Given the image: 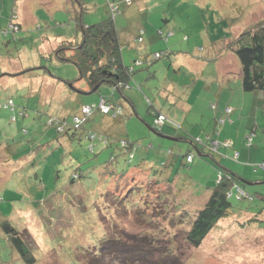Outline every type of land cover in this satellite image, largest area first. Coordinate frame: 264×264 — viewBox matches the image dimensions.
<instances>
[{
	"label": "rangeland",
	"instance_id": "1",
	"mask_svg": "<svg viewBox=\"0 0 264 264\" xmlns=\"http://www.w3.org/2000/svg\"><path fill=\"white\" fill-rule=\"evenodd\" d=\"M122 1L112 0L110 5L107 0H0V193L4 190H12L11 184L15 181V178L11 177L14 176L12 171L15 170L24 176L19 182L24 194L19 198L20 202L15 203L13 208L4 204L0 205V208L5 214L16 207L8 220L12 221V225L26 243L35 260L33 264H84L87 255L99 252V245L103 240V228L99 225L98 219L92 215V205L90 208L88 206L87 212L85 209L87 204L82 200L78 201L70 193H76L75 195L81 199L82 194L77 192L82 190L85 192L86 189L92 188L93 191L88 190L92 197L93 192L101 185V181L92 173L84 187L77 182L72 189L65 177L71 172L69 158L73 149L65 144L61 147L57 142L52 141L54 137L51 135L45 136L47 116L62 117L65 115L61 116L55 112L70 113L75 110L76 106L67 100L68 96L73 94L70 84L75 89L85 86L84 80H78L76 66L66 61L71 53L70 50L62 51L65 58L60 59L54 52L60 42L74 44L80 42L81 31L76 27L75 21V16L80 13L79 5L82 8V21L86 25L114 17V23L123 37L129 38L139 30L156 36L155 41L150 43L146 35H143L142 46L145 45L146 56L168 49V56L160 60L152 61L149 56L148 61L132 76L130 86L123 89L124 97L133 106L131 108L128 102L125 103L126 110L132 114L126 119L125 131L131 141H139L134 163L138 159L142 161L145 157L155 163H161L168 155V151L172 150V156L175 157L174 166L167 164L162 169L173 167V177L178 174L180 182L178 188L186 189L185 193L194 192L193 198H195L187 201V204L184 202L185 195H180L178 199L175 197L177 200L175 202L177 205L184 202L196 207H200L202 199L200 193L207 187L206 183L212 180L213 166L209 162L205 163L206 161L196 154L190 166L183 165L184 154L189 149V145L185 141L166 140L149 130V127H154L155 121L147 112L149 104L151 103L156 111L166 117L167 122L161 127L163 132L161 128L158 130L161 133L169 137L175 134L174 130L179 129V134L182 136L185 134V138L187 135H198L199 127L195 126V123L199 122L202 116L200 112L203 110L197 108L188 111L186 105L187 100L191 105L199 101L200 94L204 92H200L204 87L202 80L195 78L197 72L202 71L204 79L215 78L217 65L209 60L210 57L211 59L221 57L219 65L228 62L235 70L232 69L225 78L231 88H234L238 78L237 68L240 65L232 52L226 49V53L223 52L224 42L226 39L237 37L254 23L264 19V0H132L130 6H126ZM112 5L118 7L119 13L115 16L111 12ZM10 26H19L20 29L11 30ZM159 33L161 36L158 35ZM158 41L165 48H160L161 45L156 44ZM135 44L136 46L132 47L135 48L134 52L128 46L124 47L125 59L134 61L133 53L137 56L135 60L140 58L138 54V51H141L140 45ZM221 69L228 70L223 67ZM29 70V73L22 74ZM197 81H199L198 85H196ZM213 82L211 92L212 89L216 90L217 81L214 79ZM218 88L219 83L217 92ZM100 96L110 101L120 99L123 103L124 100L118 92L112 96L111 88L103 85L96 94L79 96V103L80 105L98 103ZM9 100L12 103L4 107ZM45 100H47L46 104ZM256 101L258 100L255 99L252 110H255ZM258 109L261 111L264 108L259 106ZM246 114L247 118H243V121L252 122L254 112L249 111ZM237 115L239 116V112ZM258 117L261 122L258 126L262 127L264 121L259 112ZM170 127L174 129L167 130ZM190 132L192 133L189 134ZM248 133L249 130L245 135ZM88 146L87 142L86 149ZM93 146L95 152H101L96 157L98 163H103L109 158L110 152L99 150L101 146L99 143L95 142ZM225 152L226 149L219 150L221 155L229 156L230 153L226 152L225 155ZM25 153L32 155L30 161L36 157L35 174L37 180H44L45 192L59 189L61 194H69L67 197L73 204L64 203L65 206H61L55 200L48 198L42 200V202L46 201L44 203L38 202L37 196L44 195L42 187L37 183L36 186L33 185L34 175L25 171V163L20 160L14 167L5 162L7 154L16 157ZM89 155L92 161L94 158L88 152ZM223 163L228 166V161ZM58 170L62 171L59 179H55ZM261 172L258 171L255 175ZM214 180L215 177L212 183ZM29 187H32L31 192ZM245 188L249 194L254 195L253 202L246 200L238 202L231 197L229 200L233 211H245L249 208L257 212L261 211L264 208V203L261 201V197L264 198V184ZM52 204L61 207L53 208ZM26 205H29L28 208L20 211ZM29 207L33 209L37 220L31 215ZM236 213L237 219H242L244 213ZM17 214L24 218L25 222ZM41 216L44 219H40ZM251 222L259 223L255 220L248 223ZM133 225L136 226V223ZM259 225L263 228L264 222ZM32 228L35 229L39 240L31 235ZM130 228L131 232L144 230L142 227L130 226ZM262 228L255 230L249 228L252 231L241 230L234 221L224 222L223 227L220 223L217 230H214L215 232L211 233L199 248L194 249L181 241L185 251L184 264H264V229ZM253 232L254 234L251 235L250 233ZM0 264H26L9 245L1 230Z\"/></svg>",
	"mask_w": 264,
	"mask_h": 264
},
{
	"label": "trees",
	"instance_id": "2",
	"mask_svg": "<svg viewBox=\"0 0 264 264\" xmlns=\"http://www.w3.org/2000/svg\"><path fill=\"white\" fill-rule=\"evenodd\" d=\"M107 2L110 3L112 0H107ZM122 3L127 6L130 5L125 3V0ZM114 7H116L115 11L111 9L113 16L119 13L117 5ZM80 9L82 13V8ZM81 13V17L76 19V26L81 31L80 42L76 44L63 42L59 44L54 52L60 59L61 57L65 58L62 51L70 50L71 53L66 61L76 66L78 80H84L89 91L98 85V88L91 92V95L98 93L103 85H107L111 88L112 96L115 92H118L124 99L122 103L120 99L110 101L100 96L98 103L78 105L70 113H56L65 116H47L45 136L51 135L54 137L52 141L57 142L61 147L65 144V146L73 149L70 150L71 152L69 151L71 172L65 177L68 179L70 187L73 189L77 182H80L81 187H84L85 182L90 179L92 173L101 181V185L93 192L92 197L89 192L93 191L92 188H88L89 191L86 189L85 192L84 190L77 192L82 194L81 199L75 195L76 193L70 192L78 201L82 200L87 204L85 207L87 212L89 211L88 206L90 208L92 205V215L98 219L99 225L103 228V240L99 245V252L87 255L84 264H184L186 260L184 258L185 251L181 243H186L194 249L199 248L205 239L214 232L220 221H234L241 230L261 229L259 223L264 222V206L259 212L250 210V208L245 211H233V206L229 200L231 197H234L238 202L245 200L253 202L254 195L249 194L245 188L248 183H252L251 181L240 176L236 177L220 167L218 161L219 157L223 155L219 153V150L232 148V144L228 143V139L219 142L209 135H205L204 138L187 135V138H185V134L184 136L179 134V129H176L177 132L174 130L175 134L168 137L165 133L158 131L167 122L166 117L156 111L149 102L147 112L155 120L154 127H149V130L155 134L157 133L161 138H171L174 140L170 141L174 142L185 141L189 145V149L184 154L185 163L183 165L190 166L196 154L197 157L204 159L205 163L209 162L213 166L212 176L215 177V180L212 183V177V180L206 183L205 190L200 193L202 197L200 207L187 205V201L195 199L193 198L194 192L187 191L185 193L186 189L178 188L180 182L178 174L173 177L174 168L162 169L167 164L174 166L175 157L172 156V150L168 151V155L164 160L165 163H163L164 161L155 163L151 159H147L148 157H145L146 159L144 158L142 161L138 159L134 163L135 152L139 146L137 142L139 141H131L125 131L126 119L132 114L126 110L125 103L129 101L124 97L122 91L130 86L133 74L148 61L149 56L152 61L160 60L168 56V49L156 51L149 56L134 60L129 66H125L121 58L124 43L120 40V32L114 23V17L103 19L92 25H86L82 21ZM16 28L19 29L20 27L16 26ZM133 34L137 44L143 42L142 37L145 35L143 30ZM151 36L156 38V36ZM226 40L225 49L232 52L240 64L242 91L247 93L264 92V19L257 21L237 37ZM60 49L62 50L60 51ZM29 72L30 70L22 74ZM63 82L66 84L65 81ZM9 103H12V101L9 100L4 104V107H8ZM101 103L109 107L108 112L104 113L98 107ZM85 107L91 109L86 112ZM151 109H153L152 112H150ZM217 109L216 105H210L211 115ZM232 111L230 107L223 109V116L215 117L216 126L219 127L225 122H231ZM69 118L71 119L69 120ZM159 118H161V121H159ZM173 129L169 128L171 131ZM161 130L163 132L162 128ZM254 130V128L249 129L248 135H244V146H252L253 137L255 136ZM50 132L53 133L50 134ZM216 132L217 130L214 133L218 136L220 131ZM87 142L89 146L86 149ZM95 142L101 145L99 150L103 149V151L110 152L109 158L103 163H98V158H96L101 152H95L93 146ZM88 152L94 158H92V161L91 156H88ZM235 153L233 152L229 156L232 162H237L238 158L235 157L238 153ZM204 155H209L212 161L206 160L207 158ZM31 157L32 155H28V153L16 157L13 154H7L5 162L12 164L14 167H16V163L19 164L20 160L25 163V171L34 175V180H36L35 182L32 179L33 185L36 186L37 183L38 186L42 187L44 195L42 197L37 196L39 198L38 202L48 198L55 200L61 206H65L64 203L73 204L72 200L67 197L69 194H61L59 189L49 193L45 192L46 187L44 186L46 184L44 180H37L38 177L35 174L36 157L30 161ZM160 164L162 165L159 166ZM130 165L132 166L129 167ZM262 165L263 167H261ZM124 166L128 168L125 169ZM254 167L255 170L259 167L264 169V161L252 166V168ZM62 170H58L55 179H59ZM12 172L14 176L11 177L15 178V181L11 184L12 190H4L0 193V205L4 204L13 208L15 203L20 202L21 195H24L19 184L24 176L18 174L15 170ZM30 176L28 177L29 186L31 183ZM29 190L31 192L32 187H29ZM195 194L197 195V193ZM180 195H185L186 201L184 202H187V204L183 201L181 205L176 204L175 197L178 199ZM256 195L258 197V194ZM261 201L264 203V198L261 197ZM27 206L29 205L24 206L20 211H24L28 208ZM61 206L51 205L53 208ZM29 208L31 215L37 220V216L32 211L33 209ZM15 209L16 207L10 213L3 214L0 208V230L24 263L33 264L35 260L26 243L12 225V221L8 220ZM236 212L244 213L242 219H237L238 214ZM20 218L25 222L24 218ZM42 218L41 216L40 219ZM45 220L47 219L45 218ZM251 220L259 223H248ZM133 223H136V226ZM130 226L132 228L142 227L145 232H143L144 230L131 232ZM23 230L25 231V229ZM32 230L31 235L39 240L35 229L32 228ZM249 231L252 230L249 229ZM250 234L252 235L254 232Z\"/></svg>",
	"mask_w": 264,
	"mask_h": 264
},
{
	"label": "crops",
	"instance_id": "3",
	"mask_svg": "<svg viewBox=\"0 0 264 264\" xmlns=\"http://www.w3.org/2000/svg\"><path fill=\"white\" fill-rule=\"evenodd\" d=\"M130 5H132V1H130ZM79 8H81L80 5H79ZM80 11H81V9H80ZM80 13L75 16L76 19H79L81 17ZM76 19H75V21H76ZM145 35H146V38H148V42L151 43V42L155 41V37H152L151 34L145 33ZM120 40L124 43V46L121 50L122 63L125 66H129L130 63L133 61H129V59H125V55L123 56V51H124L123 49H124V47L128 46L131 51H133V52L135 51V48H132V47L136 46L135 35L133 34L129 38H126V37H123L120 33ZM129 40H131V41H129ZM61 43H63V42H60L59 44H61ZM142 43L143 42L138 44V45H140L139 48L141 50V51H138L140 58L145 57L147 55L144 53L146 48H145V45L142 46ZM156 44L161 45L160 41H158ZM58 46L59 45H57V47ZM160 48H164V47H162V45H161ZM223 52H225V44H224V51ZM132 57H133L132 60H135L137 56L135 53H133ZM220 58L221 57L213 59V57H212V59H211V57H210V60H209V61H214L217 65V70L215 69V72H216L215 78L204 79V77L202 75V71H199V69H197L199 71V72H197V74H196V71H194L195 74L197 75V77H195V78H199L203 82L204 87H203V89H200V92L201 93L203 91L204 92H203V94H200L199 101H196L195 103H193L191 105V104H189V101L187 100L186 105L188 107V111L189 110L193 111L197 108L200 111H202V110L205 111V113L203 111L200 112V114L202 116L199 118V122L195 123V126L199 127V129H198L199 134L196 135L195 137H202L205 135H209L211 137H214L216 140L228 139L229 140L228 143L232 144V148H228L226 150V152L230 153L229 156H231L233 152L238 153V155L235 157L238 159H237V162H232L229 158H227L229 156H227L226 152H225L226 156L219 157L218 162L220 164V167L223 168L228 173L234 174L236 177L240 176L243 179L251 181L252 183L247 184V186H249V187H251L253 185L255 186L257 184L262 185V184H264V169L259 167L258 169L255 170V167L252 168V166H255L258 163L260 164L261 162L264 161V129H263L264 123L262 124V127L258 126V125H261V122H260L259 117H258V112L260 113V115L264 121V109L261 111H259V109H258L259 106H262L264 108V92L247 93V92L242 91L241 82H240V66L237 68V72H238L237 84L234 88L233 87L231 88L229 82L225 78L227 77L228 73H230V71L233 69L232 64L230 65L228 62H226L224 65H219ZM174 66H175V64H174ZM219 66H221L223 68H228V70H222L221 67H219ZM214 79L217 81L216 90L212 89V92H211V88L214 85V82H213ZM192 80L194 81L195 79H192ZM198 82L199 81H197L196 85H198ZM218 83H219V88H218L219 91L217 92V84ZM71 89H72L73 94H70L68 96L67 100L71 101L72 102L71 104H73L75 106L80 105L79 96L83 97V96H90L91 95L87 85H85L84 88L74 89L73 87H71ZM208 92H210V94H208ZM66 96H67V94L65 95V97ZM255 99L258 100V101H256L257 105H255V110H252ZM44 103L46 104L47 100H45ZM91 103H93V102H91ZM128 103L131 106V108H133L132 103L130 101ZM212 104L216 105V107L218 109L214 114L211 115V111L209 110V108H210V105H212ZM227 107H230L233 110L231 117H230L231 122H225L222 126H219V128H218L215 124V117L223 116V109H225ZM189 108H191V109H189ZM249 111L254 112V120L252 122L243 121V118H247L246 113ZM238 112H239V116L237 115ZM244 112H245V115H243ZM55 113H57V112H55ZM210 117L212 119H210ZM248 127H249V129L252 127L255 129L254 130L255 136L253 137V142H252L251 147L244 146V140H243L245 133L249 130ZM217 129H219V131H220L218 136H216L214 133V131ZM167 130H169V128H167ZM207 131H209V132H207ZM190 136H192V135H190ZM204 157L207 158L206 160L209 159L212 161V158L209 155L208 156L204 155ZM215 159L217 160V157ZM223 159H225V160H223ZM223 161H228V166L231 169L227 166V164L223 163ZM242 164H244V165H242ZM237 165H240L241 167L238 168ZM258 171H262V172L258 175H255L258 173ZM220 223H221V226L223 227L224 221H220L218 223V225ZM217 228H218V226L216 227L215 231L217 230Z\"/></svg>",
	"mask_w": 264,
	"mask_h": 264
},
{
	"label": "built area",
	"instance_id": "4",
	"mask_svg": "<svg viewBox=\"0 0 264 264\" xmlns=\"http://www.w3.org/2000/svg\"><path fill=\"white\" fill-rule=\"evenodd\" d=\"M125 3L130 4V0H125ZM111 9L115 11V10H116V7H114V6L112 5V6H111ZM10 29H11V30H17L16 26H10ZM98 107H99L104 113H106V112L109 111V107H108V106H105L104 103L99 104ZM84 109H85V111L87 112V111H89L91 108H90V107H85ZM159 121H161V118H159ZM248 139L250 140V138H248ZM213 145H215V143H213ZM261 167H263V165H262Z\"/></svg>",
	"mask_w": 264,
	"mask_h": 264
},
{
	"label": "water",
	"instance_id": "5",
	"mask_svg": "<svg viewBox=\"0 0 264 264\" xmlns=\"http://www.w3.org/2000/svg\"><path fill=\"white\" fill-rule=\"evenodd\" d=\"M70 86H71V85H70ZM97 88H98V85H97V86H95V87H94V89H92V90L90 91V93H91V92H93V91H95ZM88 93H89V92H88ZM166 139H168V140H174V139L167 138V137H166Z\"/></svg>",
	"mask_w": 264,
	"mask_h": 264
}]
</instances>
